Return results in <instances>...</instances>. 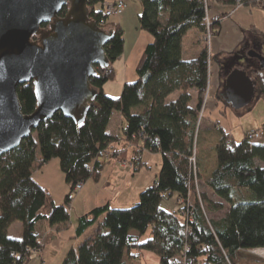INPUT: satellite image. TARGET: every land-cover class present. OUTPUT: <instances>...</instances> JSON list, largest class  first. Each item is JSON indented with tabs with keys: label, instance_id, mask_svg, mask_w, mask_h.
<instances>
[{
	"label": "trees",
	"instance_id": "16d2710c",
	"mask_svg": "<svg viewBox=\"0 0 264 264\" xmlns=\"http://www.w3.org/2000/svg\"><path fill=\"white\" fill-rule=\"evenodd\" d=\"M104 1L89 0L88 5L90 18L112 31L105 46L110 69L100 65L96 68L97 74L90 80L96 101L86 110L85 119L77 124L58 111L19 146L0 156V264L30 262V248L41 246L35 227L38 223L63 226L69 222L70 191L79 182L99 181L110 161L96 157L115 139L108 132L114 110L125 116L128 144L142 142V148L160 151L162 169L158 179L140 193L135 205L113 208L106 202L81 215L77 236H83L95 225L96 228L77 249L67 252L62 264H127L126 256L127 260L140 259L133 253L134 248L153 251L159 264H181L182 260L187 264H237V254L244 249L264 257V125L260 127V138L251 140L245 134L241 142H235L223 128L219 129L216 143L201 131L196 132L210 79L209 47L205 46L197 58L185 60L182 39L188 30L197 28L202 34L200 41L205 42L204 3L139 0V24L152 35L153 41L145 46L136 66L138 78L124 84L120 97H111L105 93L104 85L115 78L111 65L124 52L125 38L120 24L101 22ZM63 8L60 17H65L69 5ZM50 24L43 23L42 31L47 32ZM216 27L215 23L214 31ZM247 72L264 99V75L256 68ZM177 91L179 95L171 99ZM18 96L23 113L36 109L38 99L33 82L19 85ZM195 147L201 170L211 166L212 151L216 149L219 165L206 185L222 201H213L206 192L202 202L194 196L189 207L192 221L162 203L173 195L188 199L187 184L193 176L190 158ZM53 158L60 160L65 182L70 186L61 204L33 176L39 163ZM225 203L229 208L223 218L207 216L205 205L215 212L224 210ZM16 221L24 227L20 238L9 235V227ZM146 234L149 238L143 240Z\"/></svg>",
	"mask_w": 264,
	"mask_h": 264
},
{
	"label": "water",
	"instance_id": "95a60500",
	"mask_svg": "<svg viewBox=\"0 0 264 264\" xmlns=\"http://www.w3.org/2000/svg\"><path fill=\"white\" fill-rule=\"evenodd\" d=\"M88 2L0 0V156L58 111L80 124L95 103L90 80L99 65L110 69L105 46L112 31L90 18ZM65 5L68 12L60 17ZM45 22L51 23L47 32L41 29ZM260 58L264 61V55ZM28 82L38 101L25 114L18 88ZM225 88L235 108L249 104L257 89L244 69L231 72Z\"/></svg>",
	"mask_w": 264,
	"mask_h": 264
},
{
	"label": "crops",
	"instance_id": "0c3cea01",
	"mask_svg": "<svg viewBox=\"0 0 264 264\" xmlns=\"http://www.w3.org/2000/svg\"><path fill=\"white\" fill-rule=\"evenodd\" d=\"M128 1L129 0H125L127 5L126 8H128L129 6ZM211 12L215 17V23L217 27L214 33L215 35L212 37L210 44L212 47L209 56L211 57L212 62L209 63V106L206 109V116L204 119L205 123L201 128V132L203 136H209L211 138V141L216 143V139L219 137V131H215L217 129L216 126H218L220 129L223 128L224 130L228 131L232 135V139L235 140L234 131H232L231 129L229 130L228 127H225V124L221 120H219L221 113L226 116L228 111H230L232 108L235 109V107L231 105L229 101V96H227L225 88L228 76L230 75L232 70H229L230 73H224L222 58L224 56H229L231 53L241 55V47L244 46L246 47L247 52H249L250 56L248 57V59L242 58L240 59V61L248 65L251 69H258L261 75H263L262 69L264 68V61L261 60L260 55H264V9H262L261 7L259 8L254 4H249L239 7L232 13L229 11L228 8L222 7H216ZM124 13L125 10L119 15L118 18L114 19V21L120 25L122 20L127 21L124 17ZM190 30H188L187 32H189ZM137 31V38L132 44L131 48H128L127 38L124 37V52L111 65L114 68V71H116L115 78L112 79L111 82L106 83L104 85V91L110 96L120 97L122 95L124 84L126 82H133L138 78L136 66L140 61V57L145 49V46L153 41V37L148 31L142 28ZM185 36L182 39L184 59L190 60L197 58V55H199L204 48V46H201L203 45L204 41H200L202 34L198 32L197 37L195 39L196 41L188 42L187 44H185L184 42ZM196 43L200 44V46L196 45ZM261 61L263 62V64H261ZM256 62L261 66H259ZM244 70L248 71L249 69ZM256 92L257 89H255L253 99L255 98ZM178 95L179 91L171 94L170 97H174L173 99H175ZM196 98L197 92L194 90L193 105L197 103ZM251 102H253V100ZM224 104L226 105V108L223 107ZM232 112L234 113V111ZM111 115V119L108 123V132L112 136H114L115 139L109 145L110 147H112L114 152V156L109 162L111 164H115V166L111 165L107 167V163H109L107 162L104 166V168L107 167L108 169V173H106L107 176L103 178L102 174L99 181L94 182V185H91V182L93 180L88 179L84 184L82 193L76 196L73 200L70 199V203L72 204L70 206L71 218L67 224H64L63 226H50L47 222H41L35 226L36 233L38 234L39 240L41 241V246L43 248V251L41 253L42 260L32 259V261L28 264H62L67 252H69L72 248L77 249V246L81 244L88 236V230L92 228H89L83 236L76 235V229L78 226L77 223L81 215H84L85 212L95 208V206L106 204V202H110L111 205L113 202L117 201H119L120 203H122V201L125 203L127 201L129 202L128 197L123 196V194L121 195L120 188L124 186L126 176L124 172H119L118 166L123 169H126L121 165V162L122 160L125 161V159H130L131 156H133L135 150L132 149L133 146L130 147L127 145L129 142V140H127L126 138V130L128 125L126 123L125 116L121 113L120 110H114ZM213 126L215 127V129ZM257 127L260 128L262 126ZM144 152L145 153H143L142 156L143 164H147V162L151 160L155 163L156 166H158V169L161 170V166L163 163V156L161 152H153L151 150L149 151V149H144ZM55 159L57 158L51 159L50 162L42 164L40 169L44 168V166H46L47 164V166H50V163L52 161H55ZM210 164L211 166L209 169L202 170V173H205L208 178L212 176L211 174L219 165L218 153L216 149L212 151ZM110 168L115 169H113L112 172L109 173V171H111ZM38 171L39 170L37 169L34 170V178ZM140 173L138 177H141L140 175H144ZM103 179H105L106 181L103 182ZM147 180L145 182H147ZM37 181L38 183H42L45 187H47L50 193L53 194L56 185H52L51 188H53L54 191H51L49 183L46 182V179H39ZM61 182H65V177L64 180L61 177ZM128 188L129 186L124 188V194L127 193ZM69 191L70 186L67 182H65L63 185H61L59 189V197H57L56 194H53L55 202L57 204H61ZM174 196L175 195H173L172 198ZM77 200H80V205L76 203ZM170 200L173 203V199ZM214 219L221 218L215 217ZM9 228L10 236L15 238L22 237L24 233V227L21 221H16L12 223ZM131 233H133L134 235H138V233H135V231H131ZM133 262L136 264H140L135 259L132 260L130 264H132Z\"/></svg>",
	"mask_w": 264,
	"mask_h": 264
},
{
	"label": "rangeland",
	"instance_id": "374dc122",
	"mask_svg": "<svg viewBox=\"0 0 264 264\" xmlns=\"http://www.w3.org/2000/svg\"><path fill=\"white\" fill-rule=\"evenodd\" d=\"M129 6L128 8L125 9V13H124V17L126 18L127 21H123L121 22V27L124 30V37L127 38V42H128V48H131L132 44L134 43V41L136 40V36L138 31L141 29V26L139 24V15H141L142 12V5L139 2V0H129ZM222 8H228V7H222ZM262 9H264L263 7H261ZM229 9V8H228ZM199 30L197 28H193L191 29L189 32L185 33V38H184V42L185 44H187L188 42H192V41H196V37L198 34ZM215 33V31H214ZM213 33V34H214ZM215 35V34H214ZM213 35V36H214ZM258 42V40H257ZM211 44V42H210ZM196 45L200 46V44ZM202 47L204 46H208V42H204L203 45H201ZM263 46H264V42H263ZM211 47L209 46V54L211 52ZM250 56L249 52H247L246 47L242 46L241 47V55L236 54V53H231L229 56H224L222 58V62H223V66H224V73L226 74L227 72H229V70L231 69L232 72L234 70H241V69H249L251 70V68H249L248 65L242 63V61H240V59H248V57ZM212 62L211 57L209 59V63ZM257 63V62H256ZM258 64V63H257ZM263 64V62L261 63ZM259 66H261L260 64H258ZM264 65V64H263ZM263 71V75H264V68L262 69ZM230 73V72H229ZM228 73V75H229ZM112 80V79H111ZM111 81H108L107 83H109ZM210 84V79H209V83L208 86ZM207 86V87H208ZM106 93V92H105ZM209 93H210V89L206 90L204 98H208L209 97ZM108 94V93H107ZM109 95V94H108ZM112 97V96H111ZM116 97V96H113ZM174 97H171V99H173ZM209 101V99H208ZM208 101L205 104L204 107V111L203 114L201 115V109L200 108V113H199V117H198V124H197V128H196V132L198 133L199 131H201V128L203 127L205 121V114H206V109L209 106L208 105ZM204 103V101H203ZM223 107L226 108V105L224 104ZM234 111V113L232 112ZM224 124L225 127H228V129L234 131V136H235V141L237 142H241L245 136V132H249L250 130H255V129H259L260 131H262L261 128H258L257 126H262L264 125V99L262 97L259 96L258 91L255 94V98L253 99V102H251L249 105H245L243 106V108H232L230 111H228V113L226 114V116L224 114H220V119ZM214 127V126H213ZM216 130L215 131H219V127L216 126ZM215 129V127H214ZM216 133V132H215ZM197 138V135H196ZM195 138V139H196ZM133 143V147L132 149L136 150H142L143 153L144 149L141 147L142 146V142L139 143H135L133 141H131ZM128 145V144H127ZM196 145V144H195ZM109 149L112 151V154L109 158H105V159H109L111 160L112 157L114 156V152L112 147H110L108 145ZM150 151V150H149ZM194 151L196 153V147L194 148ZM137 151L133 153V156L136 155ZM133 156H131L130 159L127 160H131L133 159ZM54 159V158H53ZM124 161V160H122ZM196 163L198 165V158H197V154H196ZM48 165V164H47ZM44 166V168L40 169V167L42 166L41 163H39V165L34 169V170H39L38 173H36L35 178L36 180L39 179H46V182L49 183V187L51 188L52 185H56L55 191L53 190V188H51V191H54L53 194H56L57 197H59V189L61 187V185H63L64 183L61 182V177L64 180V172L61 170L60 167V160L55 159V161H52L50 163V166ZM115 166V164H111L110 162L107 163V167L109 166ZM192 165V164H190ZM103 168L102 174H103V178H105L107 176L106 173H108V169ZM116 168V167H115ZM115 168H110L111 171H109V173L112 172L113 169ZM210 168V167H209ZM208 168V169H209ZM119 172L122 173L124 172L125 174V184L122 188H120L121 190V195L123 194V196L128 197L129 202L127 201L126 203L122 201V203H120L119 201L117 202H113L112 206L113 208H117V207H128V206H133L136 203H138L139 198H140V193L142 191H144L149 185L153 184V182L155 180H157L158 175L160 170L158 169V166L155 165L154 162H152L151 160L149 162H147V164H144L140 167L139 170L137 171H133L132 169L126 168L123 169L120 166H118ZM159 170V171H158ZM142 173L144 175H140L139 173ZM140 173V174H141ZM197 180L194 179V187L195 190L192 188L191 193L189 194V202L185 201L187 204H191V202H193L194 200V196H197L200 201H203V197L202 194L203 192H206L208 197H210L213 201H219L222 200L221 197H219L215 192L213 194V191L206 185L207 180L209 179L207 175H205V173H202V170L200 169V165H198V173H197ZM211 178V177H210ZM148 179V180H147ZM147 180V182H145ZM106 180L103 179V182H105ZM94 181L91 182V185H94ZM53 183V184H51ZM129 186V188L127 189V193L124 194L125 191V187ZM143 186V187H142ZM142 187V188H140ZM191 187V186H190ZM56 197V198H57ZM64 198V197H63ZM176 198H181L180 196L175 195L173 198L172 196L170 198H168L167 200H164L162 205L164 207H171L174 210V206H176L177 203H179L178 209H181L182 204H184V202H182V199H180V201H178L176 203ZM170 199H173V203ZM80 200H77L76 203L80 205ZM172 203V206H171ZM72 205V204H71ZM82 205V203H81ZM225 209L221 210V211H215V212H211L210 210H207L206 205L204 206V208L207 211V216L211 219L216 218H223L224 215H226L227 210H228V203H225ZM176 211V210H174ZM96 228V225L94 227H92L91 229L88 230L87 235L90 236V234H92L94 232ZM149 238V234H146L143 236V240ZM41 242V241H40ZM41 245V244H40ZM41 250L38 252V258L37 257H30V262L32 261V259H38V260H42L41 259V253L43 251L42 246H40ZM133 253L136 255H139L140 259L137 260V262H139L140 264H159V257L157 254H155L153 251H147V250H139L138 248H134L133 249ZM134 260L132 259H128L127 260V256H126V261H129L128 264H130V262ZM237 264H264V257H259L258 255L252 253V251L249 249H244L242 251H239L237 254V258H236ZM132 264H136V263H132Z\"/></svg>",
	"mask_w": 264,
	"mask_h": 264
},
{
	"label": "built area",
	"instance_id": "2783aa9c",
	"mask_svg": "<svg viewBox=\"0 0 264 264\" xmlns=\"http://www.w3.org/2000/svg\"><path fill=\"white\" fill-rule=\"evenodd\" d=\"M204 3V9H205V17H204V23L206 24V37H205V42H208V47L211 46L210 42L211 39L213 37V33H214V26H215V17L213 16V13L211 12L214 8L216 7H228L229 11L232 13L235 10H237L239 7L244 6V5H249V4H254L256 6L263 7L264 8V0H201ZM104 6V15L103 18L101 20L102 23L107 24L108 22H115L114 19L118 18L119 15L126 9L127 5L125 0H106L103 3ZM209 90V86L207 87ZM204 103L202 104V111H201V115L203 114V109L205 107V104L208 101V98L205 97ZM140 133V132H139ZM262 131H260L259 129H255V130H250L248 133H246L247 137L250 138L251 140H255L258 139L262 136ZM136 138V136L134 137V139ZM128 146L132 147L133 143L130 142L128 144ZM145 149V148H143ZM112 154V151L109 149V147L107 148H103L101 150H99L98 155L96 158L98 159H104V158H109ZM143 152L142 150H140L139 152L136 153V155L133 156V159L131 160H127L125 159V161L121 162V165L124 168H129L132 169L133 171H137L140 169L142 162H143ZM190 164L191 165V171H192V179H190V181H188V186L190 187V192L191 193V189H192V184L194 183V179L197 180L198 176V165L196 163V154L195 151H193V155L190 158ZM85 182H79L78 184H76L73 187V190L70 191V199L73 200L76 196H78L80 193H82L83 187H84ZM189 197V195H188ZM176 203L178 201H180V199H182V202H184V204H182L181 209H178L179 203L176 204V206H174V210L179 211L181 214H183V216L186 218L187 216V220H192V216L191 213L189 212V207L191 206V204H187L185 201L189 202V198L186 199L185 197H181L176 198ZM190 213V214H189ZM193 221V220H192ZM40 242V241H39ZM41 244V242H40ZM41 250L40 247L38 246H33L32 248H30V257H37L39 255V251ZM181 264H187L185 263V260L181 262Z\"/></svg>",
	"mask_w": 264,
	"mask_h": 264
},
{
	"label": "flooded vegetation",
	"instance_id": "af4514ba",
	"mask_svg": "<svg viewBox=\"0 0 264 264\" xmlns=\"http://www.w3.org/2000/svg\"><path fill=\"white\" fill-rule=\"evenodd\" d=\"M263 55V54H262ZM262 62V61H261Z\"/></svg>",
	"mask_w": 264,
	"mask_h": 264
}]
</instances>
